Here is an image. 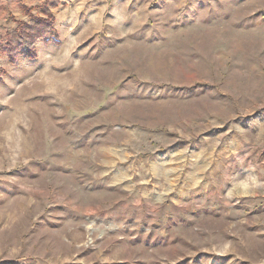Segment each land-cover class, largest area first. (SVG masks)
<instances>
[{"label":"rangeland","instance_id":"obj_1","mask_svg":"<svg viewBox=\"0 0 264 264\" xmlns=\"http://www.w3.org/2000/svg\"><path fill=\"white\" fill-rule=\"evenodd\" d=\"M1 2L0 264H264V0Z\"/></svg>","mask_w":264,"mask_h":264},{"label":"trees","instance_id":"obj_2","mask_svg":"<svg viewBox=\"0 0 264 264\" xmlns=\"http://www.w3.org/2000/svg\"><path fill=\"white\" fill-rule=\"evenodd\" d=\"M4 3L0 0L1 14L4 12ZM44 7L42 17H34L29 24L21 25L17 30L6 31V35H0V55L7 54L9 62L16 64L20 59L34 60L37 58V45L44 44L59 45L54 28V16L51 10L56 8Z\"/></svg>","mask_w":264,"mask_h":264},{"label":"bare ground","instance_id":"obj_3","mask_svg":"<svg viewBox=\"0 0 264 264\" xmlns=\"http://www.w3.org/2000/svg\"><path fill=\"white\" fill-rule=\"evenodd\" d=\"M65 86V85H64ZM94 155V154H93ZM75 157V155H72L70 158L73 159ZM100 158V157H99Z\"/></svg>","mask_w":264,"mask_h":264}]
</instances>
